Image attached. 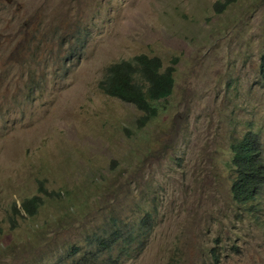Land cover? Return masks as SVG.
I'll list each match as a JSON object with an SVG mask.
<instances>
[{
	"label": "rangeland",
	"instance_id": "1",
	"mask_svg": "<svg viewBox=\"0 0 264 264\" xmlns=\"http://www.w3.org/2000/svg\"><path fill=\"white\" fill-rule=\"evenodd\" d=\"M220 1L0 0V264H264V193L232 189L246 132L264 163V0ZM139 54L175 68L145 124L100 84Z\"/></svg>",
	"mask_w": 264,
	"mask_h": 264
},
{
	"label": "trees",
	"instance_id": "2",
	"mask_svg": "<svg viewBox=\"0 0 264 264\" xmlns=\"http://www.w3.org/2000/svg\"><path fill=\"white\" fill-rule=\"evenodd\" d=\"M231 1L234 0L220 1V5L224 8ZM134 62L138 65L134 66ZM262 65L264 69V61ZM174 70L173 66L163 70L159 57L152 58L147 54H139L131 60L112 63L100 84L105 92L139 107L144 113L140 124H145L146 119L157 114L161 100L173 93ZM232 149L237 171V177L232 184L233 194L235 199L245 205L254 200L259 186L264 185V163L261 159L259 133L246 132L239 142L232 145ZM55 194L59 193L53 191L50 193L44 182L40 181L36 194L26 196L21 202L13 204L15 212L23 217H35L45 198L49 195L55 197ZM9 220L13 222L17 219L13 217ZM92 243H96L101 249H113L112 241L104 237L93 239ZM96 256L95 254L93 257ZM116 262L117 259H112V263Z\"/></svg>",
	"mask_w": 264,
	"mask_h": 264
},
{
	"label": "clouds",
	"instance_id": "3",
	"mask_svg": "<svg viewBox=\"0 0 264 264\" xmlns=\"http://www.w3.org/2000/svg\"><path fill=\"white\" fill-rule=\"evenodd\" d=\"M263 64V63H262ZM263 66V65H262ZM42 181V180H41ZM45 184V183H44ZM46 185V184H45ZM47 187V186H46ZM48 188V187H47ZM39 189V187H38ZM264 193V185H260L259 186V189H258V192H257V195L256 197H254V200L251 202H247L245 203V205H247V207L249 208V211L251 212V215L252 214H256L259 210H260V203H261V198H262V195ZM257 200H260V203L257 202ZM243 204V203H242ZM103 253H101L102 255ZM214 258L216 259L217 258V254L214 253Z\"/></svg>",
	"mask_w": 264,
	"mask_h": 264
}]
</instances>
